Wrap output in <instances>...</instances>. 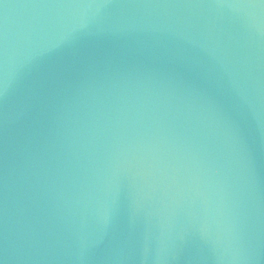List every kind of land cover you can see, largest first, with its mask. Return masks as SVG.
Wrapping results in <instances>:
<instances>
[{"label":"water","instance_id":"obj_1","mask_svg":"<svg viewBox=\"0 0 264 264\" xmlns=\"http://www.w3.org/2000/svg\"><path fill=\"white\" fill-rule=\"evenodd\" d=\"M0 264H264V0H0Z\"/></svg>","mask_w":264,"mask_h":264}]
</instances>
